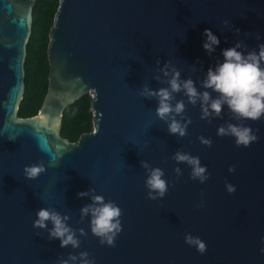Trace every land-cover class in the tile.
I'll use <instances>...</instances> for the list:
<instances>
[{"label":"water","instance_id":"95a60500","mask_svg":"<svg viewBox=\"0 0 264 264\" xmlns=\"http://www.w3.org/2000/svg\"><path fill=\"white\" fill-rule=\"evenodd\" d=\"M33 3L0 0V264H58L69 254L77 256L69 264H80L82 251L95 264H264V118L237 121L225 105L223 119L202 120L199 101L193 106L174 93L172 104H185L183 119H176L192 120L180 137L169 134L170 120L156 116L158 99L140 95L145 85L169 87L170 76L160 71L167 62L169 72L174 67L181 80L191 78L198 91L217 98L201 81L237 41L258 51L264 0H59L49 29L46 94L36 115L19 117ZM205 29L220 40L211 55L202 47ZM86 94L91 130L69 141L60 133L63 111ZM228 123L250 126L259 140L236 147L233 137L217 135ZM177 151L198 156L209 179L191 180L190 166L172 159ZM41 161L46 172L26 179L24 167ZM141 161L165 172L164 198H147ZM82 191L89 194L80 198ZM93 195L122 210L114 247L91 233L90 215L81 219ZM41 208L68 217L79 248H62L47 229L33 227ZM186 234L205 242L203 255L185 243Z\"/></svg>","mask_w":264,"mask_h":264},{"label":"clouds","instance_id":"9594fccd","mask_svg":"<svg viewBox=\"0 0 264 264\" xmlns=\"http://www.w3.org/2000/svg\"><path fill=\"white\" fill-rule=\"evenodd\" d=\"M227 28L230 25L228 20L223 21ZM239 34V29L235 30ZM203 35L206 37L202 44L203 49L211 55L215 52L216 47L220 44L219 38L213 34L210 29H205ZM248 35V33H245ZM260 40V35L255 37ZM258 51H246V46L242 42L237 41L234 47L222 50L223 62L217 63L215 67H209L206 73V78L201 81V87L211 89L218 93L217 98H213L209 91L200 92L197 90L196 82L191 78L181 80L180 72L174 67L169 72L170 65L166 62L160 69L167 80L169 87H162L158 90H152L146 85L140 92L144 97H155L158 99L156 108V116L168 123V131L171 135L183 137L187 134V128L192 123L190 117L184 119L181 123L176 119V116H182L185 112V104L183 100H179L172 104L174 93H181L187 97L190 104L195 106L200 103L201 119L207 120L213 115L223 119L221 112L226 105L228 110L233 114V118L237 121H259L264 118V68L261 67V62H264V43L258 44ZM244 48L245 51L238 49ZM199 62V61H198ZM159 64L160 61L158 60ZM159 80V77H156ZM183 119V116H182ZM256 132L259 129L255 130ZM217 135L220 137L230 136L235 139L236 147H249L253 142H257L259 137L255 134L250 126L240 123H228L225 127L221 125L217 128ZM201 144L211 147L212 140L210 138L198 137ZM177 164L185 163L190 166L191 172L189 178L191 180H199L204 183L209 179L207 166H201L200 158L192 156L188 153L177 151L173 157ZM141 166L147 170V178L145 187L148 189L147 198L156 200L164 198L168 192L169 184L163 178L165 172L159 167H150L146 161H141ZM24 176L26 179L35 180L41 174L46 172L44 162L33 164L24 167ZM177 178L181 174L179 167L175 169ZM228 171L235 172V166H230ZM229 194H234L236 188L231 183L225 184ZM93 191V190H89ZM88 192H79L78 197L87 196ZM92 203L83 206L80 210L81 219L86 216H91L90 228L91 233L100 238L101 245L115 246V241L118 234L122 231L121 215L122 210L114 201L105 202L101 195H93ZM203 206V202L197 205L198 208ZM67 216H62L55 209L41 208L36 212V219L33 222V227L38 229H47L49 240L59 239L60 247L66 248L71 245L72 248L80 247V240L76 237V233L66 223ZM48 222H51L52 227L48 228ZM81 235H86L83 229H80ZM264 242V237H262ZM185 243L194 247L201 255L206 250V244L198 236L191 234L185 235ZM264 254V248L260 249ZM80 264H95L94 258L89 259V253L82 251L79 253ZM77 256L69 254L68 259H61L58 264H69V261L75 262Z\"/></svg>","mask_w":264,"mask_h":264},{"label":"trees","instance_id":"16d2710c","mask_svg":"<svg viewBox=\"0 0 264 264\" xmlns=\"http://www.w3.org/2000/svg\"><path fill=\"white\" fill-rule=\"evenodd\" d=\"M59 0H35L32 4L31 33L24 59V91L18 107L19 117L36 115L48 87L49 64L47 45L49 29ZM90 97L88 94L68 105L62 114L61 136L76 141L91 130Z\"/></svg>","mask_w":264,"mask_h":264}]
</instances>
